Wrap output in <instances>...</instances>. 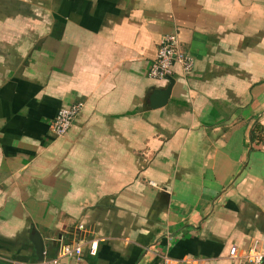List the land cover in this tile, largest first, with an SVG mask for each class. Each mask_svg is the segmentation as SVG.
Instances as JSON below:
<instances>
[{"label": "crops", "instance_id": "1", "mask_svg": "<svg viewBox=\"0 0 264 264\" xmlns=\"http://www.w3.org/2000/svg\"><path fill=\"white\" fill-rule=\"evenodd\" d=\"M165 34L193 67L174 63L152 107L170 84L148 76ZM252 135L264 0H0V264H41L61 242L80 244L81 264H254L228 256L264 253Z\"/></svg>", "mask_w": 264, "mask_h": 264}, {"label": "built area", "instance_id": "2", "mask_svg": "<svg viewBox=\"0 0 264 264\" xmlns=\"http://www.w3.org/2000/svg\"><path fill=\"white\" fill-rule=\"evenodd\" d=\"M174 63H179L186 73L193 67V58L189 53L180 49L176 34H165L161 38L156 57L149 67L148 76L156 80H165L171 75ZM82 106V102H76L59 108L50 126L53 134L56 136L64 135L69 130L73 119L80 112ZM95 247V242H92L89 246L91 253L94 252ZM81 251L80 244L61 242L57 257L44 260L41 264H58L63 257L73 259V264H81ZM228 256L232 259L256 264L264 258V253L257 248H251L244 254H239L238 248L232 245L228 249Z\"/></svg>", "mask_w": 264, "mask_h": 264}, {"label": "water", "instance_id": "3", "mask_svg": "<svg viewBox=\"0 0 264 264\" xmlns=\"http://www.w3.org/2000/svg\"><path fill=\"white\" fill-rule=\"evenodd\" d=\"M168 79L170 80V84L166 88L156 89L152 93L150 97V105L152 107L163 106L166 103L171 86L173 84V80L170 76L168 77ZM33 241L35 242V248L37 250L38 257H40V259H43V242L36 230H34Z\"/></svg>", "mask_w": 264, "mask_h": 264}, {"label": "trees", "instance_id": "4", "mask_svg": "<svg viewBox=\"0 0 264 264\" xmlns=\"http://www.w3.org/2000/svg\"><path fill=\"white\" fill-rule=\"evenodd\" d=\"M256 128H257V127H256ZM252 137H254V138L256 137V139H257L258 142H261V141H263V139H264V138L261 137V136H254V135H252Z\"/></svg>", "mask_w": 264, "mask_h": 264}]
</instances>
